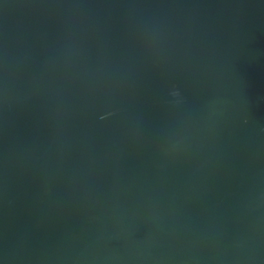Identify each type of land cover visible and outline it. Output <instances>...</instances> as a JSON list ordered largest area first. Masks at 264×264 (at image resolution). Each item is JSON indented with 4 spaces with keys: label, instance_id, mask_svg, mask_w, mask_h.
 Returning a JSON list of instances; mask_svg holds the SVG:
<instances>
[{
    "label": "water",
    "instance_id": "water-1",
    "mask_svg": "<svg viewBox=\"0 0 264 264\" xmlns=\"http://www.w3.org/2000/svg\"><path fill=\"white\" fill-rule=\"evenodd\" d=\"M0 264H264V0H0Z\"/></svg>",
    "mask_w": 264,
    "mask_h": 264
}]
</instances>
